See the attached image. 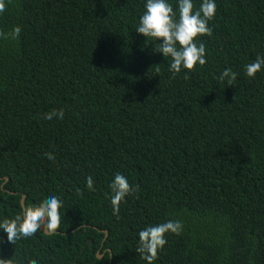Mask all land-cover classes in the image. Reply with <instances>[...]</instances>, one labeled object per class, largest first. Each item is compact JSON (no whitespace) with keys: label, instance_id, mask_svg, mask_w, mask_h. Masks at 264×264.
<instances>
[{"label":"trees","instance_id":"1","mask_svg":"<svg viewBox=\"0 0 264 264\" xmlns=\"http://www.w3.org/2000/svg\"><path fill=\"white\" fill-rule=\"evenodd\" d=\"M143 3L8 0L0 13V30L22 29L0 38V219L64 201L56 234L13 245L0 232L4 264H148L138 232L169 219L182 230L153 264H264V72L244 74L264 55V0H216L206 65L175 75L135 33ZM116 172L139 186L118 215Z\"/></svg>","mask_w":264,"mask_h":264},{"label":"clouds","instance_id":"2","mask_svg":"<svg viewBox=\"0 0 264 264\" xmlns=\"http://www.w3.org/2000/svg\"><path fill=\"white\" fill-rule=\"evenodd\" d=\"M7 3L8 0H0V13L5 11ZM143 9L138 24L134 25L135 33L159 41V46L155 50L167 61L170 60L168 63L170 72L175 75L182 70L195 71L198 67L206 65L207 49L200 37L212 35L209 21L217 14L216 0H200L198 8L194 0H175V3L173 0H144ZM21 30L19 25L14 26L9 32L0 30V38L16 40ZM258 72H264V55H257L254 61L244 65V74L247 77L254 78ZM238 75L239 73L232 68L226 67L219 73L217 79L220 82L227 81L231 85ZM54 118L62 121L65 118L63 111L45 115L47 120ZM47 158L55 162L53 156L48 155ZM86 188L95 191L92 176L86 178ZM108 188L107 195L112 212L118 215L121 203L136 193L139 186L131 184L124 174L116 172ZM63 208L62 198L49 196L30 208H23L21 214L14 218L0 219V232H6L8 241L13 245L22 239H35L41 232L46 235L56 234L61 227ZM181 230L182 223L179 220L169 219L162 223L146 225L138 232L136 251L148 261V264H153L168 242L166 235L169 233L179 235ZM0 264H4L2 258Z\"/></svg>","mask_w":264,"mask_h":264},{"label":"water","instance_id":"3","mask_svg":"<svg viewBox=\"0 0 264 264\" xmlns=\"http://www.w3.org/2000/svg\"><path fill=\"white\" fill-rule=\"evenodd\" d=\"M6 182L9 180V177H6L5 178ZM2 189H3V186H2ZM4 190V189H3ZM22 206L25 207V196H23L22 198ZM89 243H92V241L90 240ZM100 258L102 257V255L99 256Z\"/></svg>","mask_w":264,"mask_h":264}]
</instances>
